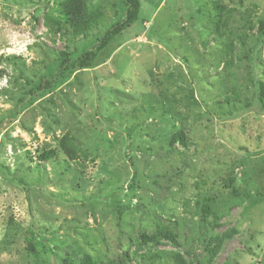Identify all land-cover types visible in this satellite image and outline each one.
<instances>
[{
	"label": "rangeland",
	"instance_id": "rangeland-1",
	"mask_svg": "<svg viewBox=\"0 0 264 264\" xmlns=\"http://www.w3.org/2000/svg\"><path fill=\"white\" fill-rule=\"evenodd\" d=\"M140 1L62 77L125 0H0V264H264V0ZM160 232L177 244L143 242Z\"/></svg>",
	"mask_w": 264,
	"mask_h": 264
},
{
	"label": "trees",
	"instance_id": "trees-1",
	"mask_svg": "<svg viewBox=\"0 0 264 264\" xmlns=\"http://www.w3.org/2000/svg\"><path fill=\"white\" fill-rule=\"evenodd\" d=\"M125 2L127 6L125 19L123 21L113 24L108 30H106L103 36H101L99 43L95 49L85 52L82 56L76 59H72L70 54L66 51L60 52L59 58L60 60H62L60 66V73H61L60 75L62 77L73 73L76 69L89 68L93 64L100 50L107 47L110 44V42L114 40L119 34H121L124 30H126L130 25H133L138 21L141 11V1L125 0ZM215 6L217 8L216 14L218 15L217 18L218 23L222 22V28L229 26V22L232 17L231 16L226 17L224 15L225 10H227L226 7L221 5L220 3H216ZM66 10H67L66 12L67 23L72 27L75 36L81 35L84 32L91 30L92 21H90V19H87L88 21H83L80 19L81 17L80 8L74 11L73 10L69 11L70 7H68ZM258 29H259L258 30L259 36L260 37L264 36V20L260 21ZM177 141L181 142L184 146L187 145L185 136L183 135L182 132H178V134H176V136L172 140L173 143ZM59 146H60V150H63L64 153L68 155L71 160L77 159L76 151L71 147L69 142V137L62 139ZM54 155H55L54 151H48L45 152L41 158L42 160H50L55 157ZM161 238L167 239L170 242L177 244L175 243L173 237L161 232L154 237L145 236L143 238V242L145 244L152 243V241H155L156 243H160ZM27 240L28 243L33 246L34 241L30 238H28ZM177 257L178 256L176 255L175 252L158 251V252L150 253V255L146 258V260L149 261V264H161V263L170 264V262L172 261L176 263L177 259L180 260ZM80 264H116V263L113 261L98 260L90 255H85ZM180 264H187V263L180 262Z\"/></svg>",
	"mask_w": 264,
	"mask_h": 264
}]
</instances>
